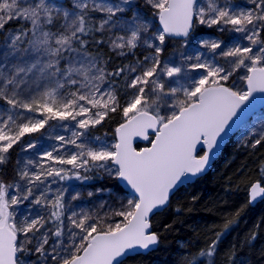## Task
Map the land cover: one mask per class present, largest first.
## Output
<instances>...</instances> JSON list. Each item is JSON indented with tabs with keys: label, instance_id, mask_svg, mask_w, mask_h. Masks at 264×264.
Returning a JSON list of instances; mask_svg holds the SVG:
<instances>
[{
	"label": "snow or ice",
	"instance_id": "1",
	"mask_svg": "<svg viewBox=\"0 0 264 264\" xmlns=\"http://www.w3.org/2000/svg\"><path fill=\"white\" fill-rule=\"evenodd\" d=\"M145 3L158 17V28L135 0H70L71 7L50 0H0V100L10 106L0 113V165L15 145L23 144L24 152L35 148L24 138L50 120L75 121L77 129L86 131L109 113L119 110L124 118L110 148L78 143L84 133L73 130L72 138L57 135L59 146L43 153L47 167L27 160L17 171L18 181L0 180V264H125L151 250L160 239L151 217L168 205L189 176L206 170L229 122L250 107L254 93L264 94V0H248L250 8L234 6L232 0ZM12 21L23 24L17 30L6 28ZM197 24L241 34L248 43L222 47V41L201 39L200 47L211 53L210 58L199 52L184 56L185 61H195L187 69L162 61L167 39L182 37L186 43ZM94 33H101V38ZM89 37L119 56L134 55L138 48L150 51L142 60L109 71L99 53L88 51ZM197 70L198 78L186 76ZM182 76L187 86L176 79ZM233 77L243 86L235 87ZM117 78L124 81L119 90ZM165 78L175 86L166 87ZM121 98H126L123 105ZM162 107L170 113L162 114ZM149 130L155 136L151 147L134 148L133 138L149 140ZM248 134L253 137L251 147L264 143V127L253 126ZM65 145L78 151L58 155ZM198 145L206 149L203 155L197 154ZM55 165H70L71 172ZM93 169L104 170L130 189L124 197L112 193L117 201L126 199L105 214L108 219L121 218L118 221L74 210L71 201L80 194L66 200L65 189L53 191L48 183L49 178L55 184L56 178L71 176L88 180L91 177L80 170ZM260 171L264 175V166ZM262 198V182L252 183L249 203ZM25 202L40 211L33 214L26 206L19 212ZM233 223H225L189 264H215L220 237Z\"/></svg>",
	"mask_w": 264,
	"mask_h": 264
},
{
	"label": "trees",
	"instance_id": "2",
	"mask_svg": "<svg viewBox=\"0 0 264 264\" xmlns=\"http://www.w3.org/2000/svg\"><path fill=\"white\" fill-rule=\"evenodd\" d=\"M247 2L248 0H232L234 6L250 8L251 5ZM135 3L142 13L155 17L154 10L145 3V0H135ZM64 4L71 7L69 0H65ZM153 21L154 25H157V21ZM22 24V21H12L6 25V28L17 30ZM93 35L99 39L102 34L94 33ZM103 35L107 36L106 33ZM193 36H196L195 41L198 43L201 39L207 38L222 41V47L238 40L237 37H232L229 31L221 32L215 26L209 28L199 24L194 27L187 39ZM88 39V51L94 55L99 53L107 62L106 67L109 71L137 59L142 60L150 51L138 48L134 55L127 53L125 56H119L106 43L96 45L92 43L91 37ZM184 40L168 38L163 46L161 59L175 51L184 52L185 49L182 47ZM194 52L201 53L200 49L193 48L188 50L187 54L194 57ZM204 56L208 57V54ZM219 59L222 63L224 62L222 58ZM189 62L195 61L193 59ZM233 80L236 82V77H233ZM228 83L231 85L232 80ZM117 85L118 90L122 89L124 81L117 78ZM124 99L121 98L122 105ZM3 103L4 101L0 100V105ZM123 121L122 111L118 110L115 113H109L100 124L90 126L86 131L82 129L79 131L115 141V129ZM152 137L150 135L149 140L136 143V147L147 146ZM25 154L26 152L20 154L18 145L10 150L7 162L0 165V180L5 183L18 181L17 171L26 162ZM30 159L34 162L38 161L34 157ZM262 166H264V143L253 148L249 139H246V142L239 141L235 135L232 136L224 145L218 158L213 161L211 169L193 182L178 188L170 197L168 205L151 217L152 230L156 231L160 237L156 248L131 258L125 264H189L191 258L200 249L206 248L212 240L216 239V233L222 232L225 223L230 220L234 223L220 237L214 257L215 264H264V198L255 205H250L248 200L250 185L255 181L264 183V175H261L260 171ZM80 171L82 175H88L91 178L79 180L71 176L63 181L56 178L55 186L51 183L52 178L48 183L51 189L56 187L53 191L65 189V198H67L71 192L68 184L70 181L74 188L80 190V195L85 202L113 198L112 193H119L121 196L129 194L121 187L117 178L109 176L103 170L93 169L87 173ZM89 192L93 193L91 197L88 195ZM253 235L255 239L252 238ZM201 264H204V261H201Z\"/></svg>",
	"mask_w": 264,
	"mask_h": 264
},
{
	"label": "rangeland",
	"instance_id": "3",
	"mask_svg": "<svg viewBox=\"0 0 264 264\" xmlns=\"http://www.w3.org/2000/svg\"><path fill=\"white\" fill-rule=\"evenodd\" d=\"M50 2H56V1L55 0H50ZM56 3H58V2H56ZM221 3H223V0H221ZM250 7H252V5ZM100 15L101 14L97 13L96 17L99 18ZM146 17L149 20L152 21L153 25H154V21L153 20L157 21V18H158V17L155 18V17L148 16L147 14H146ZM154 26L158 28V24L154 25ZM106 35H108V34L106 33ZM230 35L232 37H237L236 39H238L243 44H247L248 43L247 41H243L241 39V34L230 32ZM195 37L196 36L190 37V39H187L186 43H185V40L182 41V47L185 49L184 52H181V51L176 52L175 51V52L169 54L167 57L162 58L161 60L164 61V62L171 61V62H174L175 64H183L185 69H187V64L190 63V62L189 61H185L182 57L188 56V54H187L188 50L193 49V48H197V49H200V51H201V53L203 55L211 54V53L208 52V50L206 48H201L200 47V44L195 41ZM207 39H209V38H207ZM209 40H213V39H209ZM220 62L222 63V61H220ZM131 63H135V61H133ZM240 74L242 75L243 72H241ZM199 75H200V70H197L195 72H192V71H187L186 72V76H190V77H197L198 78ZM176 79H179L180 83L185 84L187 86V81H186L185 76L178 77ZM236 80L237 81L235 82V87H237V88L242 87L243 86V82L239 81L237 78H236ZM165 81H166V87L175 86V81L174 80L165 78ZM8 108H10V106H8L4 102L2 105H0V113H3ZM161 109H162L161 113L165 114V115L169 114L170 111H171L170 109H165L163 107ZM260 111L261 112L257 114V115H259L258 117H260V119L257 122V126L255 127L256 129L264 127V107ZM30 115H35V114H30ZM3 118H6V116H4ZM255 123H253V125ZM75 124H76L75 121L50 120L48 122V124L45 126L44 129H41L37 133H33L31 135L26 136L24 138V143L33 142L36 145L35 148L29 149L28 151H26V154L24 155V156H27L26 157L27 158L26 161L27 160H32L30 158L34 157V158H36V160H38L36 162L44 163L45 167H47L48 162L42 160L43 153L45 151H50L53 147L59 146L60 142L55 139V137L57 135L65 136L66 139L72 138V131L73 130L79 131V129H77L75 127ZM64 125H67V128H65ZM252 128H253V126L252 127L248 126V128L245 129V131H246L245 134L246 135L244 137L241 136V131L240 132L238 131L235 134V138L238 139L239 141H245L246 142V139H249L250 141H252L253 137L248 134L249 130L252 129ZM80 142L84 143L88 147H93V148L108 147V148H110L111 145L116 142V140L113 141V140L107 139L106 137H100L98 135H88L87 133H84L83 136L80 138V140H78V143H80ZM23 146H24L23 144H18V149L20 151V154H22V152H24V151L21 150ZM76 151H78V149H76L74 145H65L63 148L60 149V151L57 154L61 155V156H67V155H69V154H71L73 152H76ZM55 166L56 167H64L66 170H71V166L70 165H63V166L55 165ZM32 170H35V169H32ZM100 170H102V169H100ZM51 179L52 178H49V181ZM69 182H68V184L70 186L69 185L68 186L70 187V189H71L70 191L71 192L68 195V197L66 198V200H70L71 195H75L76 193L80 194V190L78 188H74L71 185V183H69ZM53 186H55V184H53ZM54 189H56V187H54L52 190H54ZM66 189L68 190V188H66ZM121 197H124V195L121 196ZM128 198H131V197L128 196ZM121 202L126 203V199H123L122 201H117L115 196L113 198L98 199L95 202H92V201L85 202V199L82 198L81 195H80V198L78 200L71 201V205H72L74 210L80 211L81 209H83L84 211H91V212H93L94 214H96V215H98L100 217H104L105 220H107L108 222H115V221H118L121 218L112 216L111 219H108V216H106L105 214L106 213H110L113 209L119 208V204ZM101 204H103L104 207H101ZM26 206L28 207L29 212H32L33 214H34L35 211H40L39 207L38 208H34L35 207L34 205H32L33 208L31 206L29 207L28 206V202H25L24 205L18 206V211L19 212L25 211ZM14 207H17V206H14ZM32 259H35V258L32 257Z\"/></svg>",
	"mask_w": 264,
	"mask_h": 264
},
{
	"label": "water",
	"instance_id": "4",
	"mask_svg": "<svg viewBox=\"0 0 264 264\" xmlns=\"http://www.w3.org/2000/svg\"><path fill=\"white\" fill-rule=\"evenodd\" d=\"M57 2H60V3H63L65 2V0H55ZM157 23H158V26H159V21H158V18H157ZM176 39H183L182 37H175ZM264 106V94H261V93H254V99L251 101V104H250V107L243 113H240L238 114V117H235L233 118V121H230L229 122V126L228 128L226 129V132L225 133H222L221 134V137L218 138V146L214 149L213 151V154H212V159L209 163V165L206 167V170L199 174L197 177L201 176V175H204L206 174L212 167V164H213V161L216 160L218 158V156L220 155L221 153V150L223 149L224 145L229 141V139L239 130V128L255 113L257 112L258 110H260L262 107ZM124 122V121H123ZM122 122V123H123ZM119 126V125H118ZM117 126V127H118ZM116 127V128H117ZM152 135V139L155 138L154 136V133L152 132V130H149V136ZM115 138H116V134H115ZM144 139L140 138V137H135L133 138V147L136 148L137 150H140L141 148H145V147H151V144L149 143L147 146H144V147H136V143H143ZM206 149L202 146V145H198L197 146V154L198 155H203L204 154V151ZM197 177H188L186 180H185V183L182 184L180 187L188 184V183H191L193 182ZM119 184L121 185V187L127 191L128 193H130V189L127 188L125 185H126V182L124 181H121L117 178ZM257 182V181H255ZM254 183V182H253ZM251 186V185H250ZM262 186H264V184L262 183ZM179 187V188H180ZM250 189V187H249ZM249 189H248V200H249ZM176 191V190H175ZM174 191V192H175ZM173 195V194H172ZM171 195V196H172ZM170 196V197H171ZM263 199V198H262ZM261 199H257L255 202L253 203H250V205H255L258 201H260ZM157 246V245H156ZM156 246H154L151 250L149 251H152L156 248ZM147 251V252H149ZM146 253V252H145Z\"/></svg>",
	"mask_w": 264,
	"mask_h": 264
},
{
	"label": "bare ground",
	"instance_id": "5",
	"mask_svg": "<svg viewBox=\"0 0 264 264\" xmlns=\"http://www.w3.org/2000/svg\"><path fill=\"white\" fill-rule=\"evenodd\" d=\"M237 41H239V40H237ZM235 42H236V41H235ZM246 129H247V128H246ZM245 133H246L245 129H242V130H241V136L244 137V136L246 135Z\"/></svg>",
	"mask_w": 264,
	"mask_h": 264
},
{
	"label": "built area",
	"instance_id": "6",
	"mask_svg": "<svg viewBox=\"0 0 264 264\" xmlns=\"http://www.w3.org/2000/svg\"><path fill=\"white\" fill-rule=\"evenodd\" d=\"M210 57H211V56H209V58H210ZM253 122H254V121H253ZM248 126L251 127V124H249ZM248 126H246V128H248ZM246 128H245V129H246Z\"/></svg>",
	"mask_w": 264,
	"mask_h": 264
}]
</instances>
